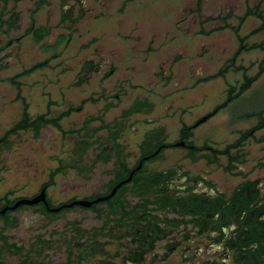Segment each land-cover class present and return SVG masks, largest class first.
Returning <instances> with one entry per match:
<instances>
[{
    "label": "flooded vegetation",
    "instance_id": "1",
    "mask_svg": "<svg viewBox=\"0 0 264 264\" xmlns=\"http://www.w3.org/2000/svg\"><path fill=\"white\" fill-rule=\"evenodd\" d=\"M11 1L0 0V264H264L263 127L243 138L259 119L211 122L226 98L193 117L150 116L147 94L84 116L104 94L64 106L48 90L33 101L22 78L44 67L10 74L23 19ZM45 2L32 30L46 25L34 16ZM89 61L79 82L99 69ZM251 142L262 146L248 164Z\"/></svg>",
    "mask_w": 264,
    "mask_h": 264
},
{
    "label": "rangeland",
    "instance_id": "2",
    "mask_svg": "<svg viewBox=\"0 0 264 264\" xmlns=\"http://www.w3.org/2000/svg\"><path fill=\"white\" fill-rule=\"evenodd\" d=\"M45 1L34 13L36 25L51 26L49 35L40 43L31 34H24L31 25L37 0L11 1V6L17 3L23 19L19 29L10 33L11 37H22L10 47L13 62L10 74L57 52L59 55L51 60L50 66L22 78L23 95L36 101L46 99L43 92L49 90L54 100L66 106L79 104L86 95L97 98L104 94L101 101L87 103L82 116L102 112L105 102H117L122 107L137 94H147L154 102L150 116L193 117L199 111L209 110L226 98L229 85L243 81V72L232 67L223 76L196 82L201 76L216 73L239 47L234 30L222 27L225 20L217 17L228 16L227 22L238 24L239 16L248 6L261 4L264 9V0H201L200 4L199 0ZM71 7L73 18L62 22L64 9ZM260 22L259 17L250 15L240 33L247 34ZM69 33H72L70 40L55 45L62 34ZM263 40L264 31L247 41L252 44ZM263 58L262 48H252L240 53L235 65H244L249 74H254ZM89 59L99 69L90 73L86 81L79 82L82 65ZM108 71L110 74L106 75ZM20 99L17 96L14 102ZM119 107L111 109L108 116L117 113ZM263 107L264 73L239 98L213 116L211 122L221 126L232 117L243 118ZM82 116L73 124L80 125ZM250 121H239L234 128H245L257 119ZM99 123L95 120L91 125ZM223 128L225 135L232 127ZM261 133L264 135V129L258 132ZM260 146L253 142L247 146L251 150L248 164L260 155Z\"/></svg>",
    "mask_w": 264,
    "mask_h": 264
},
{
    "label": "trees",
    "instance_id": "3",
    "mask_svg": "<svg viewBox=\"0 0 264 264\" xmlns=\"http://www.w3.org/2000/svg\"><path fill=\"white\" fill-rule=\"evenodd\" d=\"M40 1H44V0H40ZM200 2H201V0H199V4H200ZM250 15H255V16L259 17L261 19V22L256 27H254L250 32L242 35L240 33V29H241L243 23L245 22V20ZM72 18H73L72 8L64 9L63 16H62V22L66 21L68 19H72ZM210 18L211 17H209V19ZM217 18H222L225 20V24L222 27H224V28L229 27V28L234 30V32L236 33V36L238 38V41H239V47L236 50L235 54L231 58H229L227 60V62L224 64V66H222L216 73H213L211 75L204 76V77H199L197 81L200 82V81L208 80V79L215 78L218 76H223L232 67H234L236 70H239V71L242 70L244 77H243V81H241L239 84H234V85L230 86L226 99L216 106L214 112L219 111L220 109L227 106L230 102L239 98L243 94V92L246 91L253 84V82L262 75V73H264V58L259 64L258 71L254 74H249L248 73L249 68L244 66V65H239V66L235 65V61H236L237 57L243 51L250 50L252 48H262L264 50V40L261 42H254L252 44H249L247 41L248 38L251 37L252 35H255L259 32L264 31V9L261 8V4H258L254 7L248 6L246 12L243 15L239 16L238 24H231L230 22H227L226 20H227L228 16H224V17L218 16ZM77 19H79V17ZM15 20H16V18L15 19L11 18V20H10L11 26L13 25ZM50 31H51V28L47 25H41L38 28L33 29V30H32V27H30L27 30V32L33 33V37H34V40L36 42H41L42 40H44V38L50 33ZM202 32L207 33L204 29H202ZM71 36H72V33L62 34L59 37V39L55 45L58 46L62 42H64L65 40H67V41L70 40ZM58 55L59 54L57 52H54L52 55L48 56L45 60L39 61V62L35 63L34 65H32L31 67L24 69L23 73H28L34 69L39 68V67L47 66L50 63L51 59L57 57ZM92 63H93V61L88 62L89 69L94 68V66H93L94 64H92ZM17 77L18 76L11 78V81H12V83H14L16 85H19V81H18ZM136 101H137V104L141 105L140 108L144 105H147V103L139 102L140 100L138 98L136 99ZM244 117L245 118L257 117L259 119V121L253 128L243 132V138H247V137L251 136L254 133V131H256L257 129H260L262 127L264 128V107L258 111L249 112V113L245 114L243 116V118ZM23 121H24V126H26V127L29 126V121H28L27 116L24 117ZM32 124L34 125V124H36V122L33 121Z\"/></svg>",
    "mask_w": 264,
    "mask_h": 264
},
{
    "label": "crops",
    "instance_id": "4",
    "mask_svg": "<svg viewBox=\"0 0 264 264\" xmlns=\"http://www.w3.org/2000/svg\"><path fill=\"white\" fill-rule=\"evenodd\" d=\"M241 71H242V70H241ZM201 77H202V76H201ZM231 85H234V84H231ZM231 85H230V86H231ZM239 118H241V117H239ZM263 129H264V128H263ZM260 131H262V130H260ZM260 131H259V132H260ZM263 138H264V135H263Z\"/></svg>",
    "mask_w": 264,
    "mask_h": 264
},
{
    "label": "water",
    "instance_id": "5",
    "mask_svg": "<svg viewBox=\"0 0 264 264\" xmlns=\"http://www.w3.org/2000/svg\"><path fill=\"white\" fill-rule=\"evenodd\" d=\"M205 117H206V116H205ZM205 117H203V119H204Z\"/></svg>",
    "mask_w": 264,
    "mask_h": 264
}]
</instances>
